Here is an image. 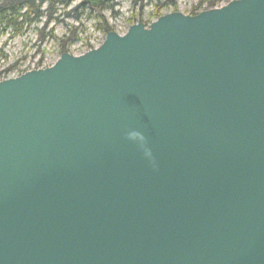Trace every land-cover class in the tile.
<instances>
[{
  "label": "water",
  "instance_id": "95a60500",
  "mask_svg": "<svg viewBox=\"0 0 264 264\" xmlns=\"http://www.w3.org/2000/svg\"><path fill=\"white\" fill-rule=\"evenodd\" d=\"M0 264H264V0L1 81Z\"/></svg>",
  "mask_w": 264,
  "mask_h": 264
},
{
  "label": "rangeland",
  "instance_id": "374dc122",
  "mask_svg": "<svg viewBox=\"0 0 264 264\" xmlns=\"http://www.w3.org/2000/svg\"><path fill=\"white\" fill-rule=\"evenodd\" d=\"M209 1L213 0H112L93 9L83 0H53L50 20L44 4L40 7L43 17L21 28L0 27V82L51 67L63 53L62 47L66 53L80 56L98 48L108 32L123 35L131 25L148 27L157 17L173 12L194 16L209 10Z\"/></svg>",
  "mask_w": 264,
  "mask_h": 264
},
{
  "label": "trees",
  "instance_id": "16d2710c",
  "mask_svg": "<svg viewBox=\"0 0 264 264\" xmlns=\"http://www.w3.org/2000/svg\"><path fill=\"white\" fill-rule=\"evenodd\" d=\"M221 2H227V0L209 1L207 9H212ZM44 4L47 7L45 13L46 15L48 13V20H50L53 0H0V27L3 26L2 30L21 28L26 22L30 23L43 17L44 13L40 11V7ZM61 51L66 53V48L62 47Z\"/></svg>",
  "mask_w": 264,
  "mask_h": 264
},
{
  "label": "clouds",
  "instance_id": "9594fccd",
  "mask_svg": "<svg viewBox=\"0 0 264 264\" xmlns=\"http://www.w3.org/2000/svg\"><path fill=\"white\" fill-rule=\"evenodd\" d=\"M127 139L129 141H132V142L138 144L139 147L143 150L145 158L152 160V153H151L150 149H148L146 147V143H147L146 138L142 133H140L138 131H130L127 134ZM153 164H154V161H153Z\"/></svg>",
  "mask_w": 264,
  "mask_h": 264
}]
</instances>
